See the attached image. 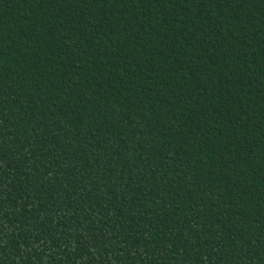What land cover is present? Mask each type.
Here are the masks:
<instances>
[{
	"label": "trees",
	"instance_id": "obj_1",
	"mask_svg": "<svg viewBox=\"0 0 264 264\" xmlns=\"http://www.w3.org/2000/svg\"><path fill=\"white\" fill-rule=\"evenodd\" d=\"M0 264H264V0H0Z\"/></svg>",
	"mask_w": 264,
	"mask_h": 264
}]
</instances>
